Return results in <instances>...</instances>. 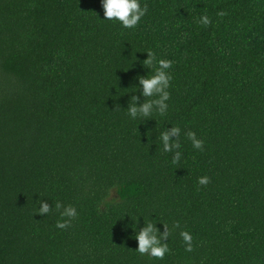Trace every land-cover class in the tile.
<instances>
[{
	"label": "trees",
	"instance_id": "trees-1",
	"mask_svg": "<svg viewBox=\"0 0 264 264\" xmlns=\"http://www.w3.org/2000/svg\"><path fill=\"white\" fill-rule=\"evenodd\" d=\"M139 2L124 28L102 0H0V264H264V0ZM149 50L173 62L168 108L132 118L161 95ZM148 222L163 260L136 251Z\"/></svg>",
	"mask_w": 264,
	"mask_h": 264
},
{
	"label": "clouds",
	"instance_id": "clouds-1",
	"mask_svg": "<svg viewBox=\"0 0 264 264\" xmlns=\"http://www.w3.org/2000/svg\"><path fill=\"white\" fill-rule=\"evenodd\" d=\"M104 18L107 20H118L124 28H135L140 22L141 18L147 13V5L141 7L139 0H102ZM225 13L220 12L218 15L222 16ZM201 23L208 25L211 23L207 16H202ZM148 59L144 60L143 63L149 68H154V74L147 78H141L140 83L143 86V95L145 97H152L153 93H160L158 99L146 100L139 108L134 103L129 106L128 115L132 118L140 117L146 118L152 115L153 104L158 105L159 115H164L167 111L168 105L165 101L170 99V93L167 89L170 86L172 79L171 74L165 70L172 67L173 62L168 59H156L155 54L149 50ZM136 98L133 97V101ZM180 128L172 127L169 132H162L160 139L163 142V150L165 152H172L173 148H179V143L170 144V136H179ZM187 138L192 142L195 149L203 151V140L197 139L196 134L193 131L186 133ZM180 159V153L176 152L173 156L172 163L175 164ZM210 183L208 176H202L198 178V184L207 186ZM61 203H56V209L59 210ZM49 206L47 204H41L39 208L40 213H49ZM61 217H69L67 220L57 221L56 227L59 229H66L71 226V221L77 218L76 208L72 205L64 206V211L60 213ZM174 229L179 228V222H175L172 226ZM165 239L171 234V230L165 225ZM180 236L185 243V251L192 252V236L187 231H181ZM136 239L138 241V247L136 251L140 255H149L157 260H163L166 253L170 251L168 244H161L156 235V229L152 222H148L147 226L140 230L137 234Z\"/></svg>",
	"mask_w": 264,
	"mask_h": 264
}]
</instances>
